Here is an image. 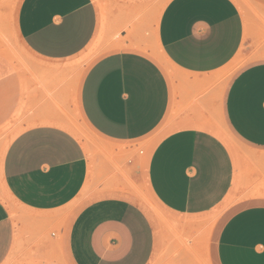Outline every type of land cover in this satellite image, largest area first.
I'll use <instances>...</instances> for the list:
<instances>
[{
    "label": "crops",
    "instance_id": "1",
    "mask_svg": "<svg viewBox=\"0 0 264 264\" xmlns=\"http://www.w3.org/2000/svg\"><path fill=\"white\" fill-rule=\"evenodd\" d=\"M97 2L20 1L15 34L43 63L28 75L3 50L0 18V147L11 122L24 128L0 157L15 204L0 197V264H264V0H169L160 13L158 0H107L106 21ZM99 35L113 51L77 82L68 63ZM152 38L173 69L145 53ZM240 54L250 62L229 83ZM76 106L116 151L156 134L122 168L164 223L59 125ZM91 170L93 198L76 204Z\"/></svg>",
    "mask_w": 264,
    "mask_h": 264
},
{
    "label": "rangeland",
    "instance_id": "2",
    "mask_svg": "<svg viewBox=\"0 0 264 264\" xmlns=\"http://www.w3.org/2000/svg\"><path fill=\"white\" fill-rule=\"evenodd\" d=\"M20 1L21 0H4L2 3L3 9L0 10V18L3 19L4 23L3 31L11 33V36L9 37V40H7L6 44V51L8 50L7 55L10 56V58H12L18 64V66H20V69L24 71L25 75H28L33 65H42L43 63L33 57L25 49V47L22 45V43H20L15 34V17ZM168 1L169 0H158V13L161 12L163 6H165ZM235 1L243 5L245 9L254 10L252 0ZM97 4L102 12V18L106 21L107 0H98ZM145 48V53H147L150 57L156 60L162 66V68L168 67L170 70L172 69V67L165 64L164 60L162 59L163 57L161 56V49L155 38H152V40L146 42ZM112 49L113 48L110 44V41H108L107 39L103 40L99 35L95 39V42H92V44L83 53L70 60L68 66L70 70H75L74 76L77 82H80L82 80L83 76H85L90 67L97 60L113 51ZM249 62L250 58L240 54L224 69L223 73L228 79L229 83L240 70H242L248 65ZM71 75H73V73ZM67 119L75 130V136L82 142L85 147L89 149V152H87V154L90 162L92 163L94 162V160L101 158L102 162H104V165H109L112 168V171L110 173L108 172L107 176L109 177L110 175L111 179L114 182L120 179L121 177L131 182L128 178V175L124 172L122 165L130 159L145 156L150 145L149 142L156 135L154 134L139 143H134V150L132 152H119L116 151V149H119L120 146L110 144L109 142H107V140L100 137L88 125L77 106L70 112ZM19 124V122H11L8 126L5 127L3 135L1 137L2 146L0 147V157L3 156L5 150H7V147L12 141V139L24 130L23 124L21 123V126ZM218 129L224 133L225 137L229 139L231 143L237 147L238 150L242 148V142L236 137V135H234L231 128L226 122H222L218 126ZM77 133L79 134L77 135ZM141 164L145 168L146 164L144 162ZM88 181L90 183L87 185L86 189L82 191L80 199L76 202V204H79V202H82L86 198H93L92 170L90 171ZM130 186L132 188L131 195L146 210L152 220L154 222L159 220L161 223H164L166 217L165 212L163 211V207L152 198L147 188L146 181L144 180V182L140 185H136L134 182H131ZM5 192L6 191L4 189V184L0 180V197L7 203L14 206V202H12L11 198L9 199L6 197ZM235 204H237L236 201H232L231 199L228 200L226 204H224V206L220 209V216L217 218L219 219L218 221L223 222L226 215L230 213L231 208L234 207ZM209 264L213 263L210 262Z\"/></svg>",
    "mask_w": 264,
    "mask_h": 264
},
{
    "label": "bare ground",
    "instance_id": "3",
    "mask_svg": "<svg viewBox=\"0 0 264 264\" xmlns=\"http://www.w3.org/2000/svg\"><path fill=\"white\" fill-rule=\"evenodd\" d=\"M238 4H240V3H238ZM242 6H243V5H242ZM3 50L6 52V50H5L4 48H3ZM3 50H2V51H3ZM161 51H162V50H161ZM7 52H8V50H7ZM162 53H163V51H162ZM161 56H163V55L161 54ZM164 56H165V55H164ZM164 56H163V57H164ZM167 59H168V58H167ZM167 59H165V60H167ZM165 62H166V61H165ZM168 62H169V60H167V65H168ZM83 65H84V64H83ZM172 66H173V65H172ZM81 69H82V68H81ZM172 69H173V68H172ZM76 113H77V112H76ZM66 119H67V118H66ZM74 119H75V118H74ZM79 120H80V119H79ZM53 121H56V120H53ZM53 121H50V123H51V122H52V123H55V122H53ZM57 121H58V120H57ZM66 121H69V120L67 119ZM66 121H65V122H66ZM39 122H40V121H39ZM59 122H60V120H59ZM52 123H51V124H52ZM75 123H76V122H75ZM55 124H56V123H55ZM57 124H58V123H57ZM59 125H60V126L62 125L64 128L68 129V131L75 132V130H74L73 126L70 124V122L60 123ZM59 125H58V126H59ZM23 129H24V128H23ZM78 134H79V133H77V135H78ZM87 150H88V152H89V149H88V148H87ZM5 151H6V150H5ZM90 153H91V152H90ZM88 182H89V181H88ZM89 183H90V182H89ZM4 189H5V191H6V192H5L6 197L9 198V199H10V198L12 199V197H11V195H10L11 193L8 192V190H7V188H6L5 185H4ZM85 189H86V187H85ZM85 195H86V194H85ZM14 201H15V200H14ZM12 202H13V201H12ZM10 205H11V204H10ZM11 207H12V206H11ZM12 209H14V208H12Z\"/></svg>",
    "mask_w": 264,
    "mask_h": 264
}]
</instances>
